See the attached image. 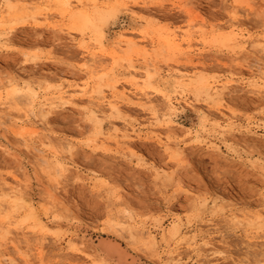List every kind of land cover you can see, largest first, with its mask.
Wrapping results in <instances>:
<instances>
[{
	"label": "rangeland",
	"instance_id": "1",
	"mask_svg": "<svg viewBox=\"0 0 264 264\" xmlns=\"http://www.w3.org/2000/svg\"><path fill=\"white\" fill-rule=\"evenodd\" d=\"M0 221L18 264H264V0H0Z\"/></svg>",
	"mask_w": 264,
	"mask_h": 264
},
{
	"label": "bare ground",
	"instance_id": "2",
	"mask_svg": "<svg viewBox=\"0 0 264 264\" xmlns=\"http://www.w3.org/2000/svg\"><path fill=\"white\" fill-rule=\"evenodd\" d=\"M92 23V22H91ZM93 25V24H92ZM87 27V26H86ZM255 48V47H254ZM97 54V53H96ZM90 57H91V61L92 62H95L97 63L99 60L97 59L98 56H96L95 54L93 53H90ZM136 73V72H135ZM139 73V72H138ZM67 92H62V97H64L63 95H65ZM66 98V96H65ZM146 101V100H145ZM111 108L114 110V111H119V107L117 104H112L111 105ZM113 111V112H114ZM45 110L42 109L40 110V115H39V112L36 113L38 116H44ZM33 114V112L31 113ZM46 116V115H45ZM40 121V120H38ZM20 135H22L23 137V140L25 142H30L32 141L33 144L35 145V148L38 150V152L40 154L44 153L46 150H44V147L48 150V146H50L51 144V140L49 137H41L40 136V131L39 130H25V133H21ZM43 140H46L48 141V143H45V141ZM50 142V144H49ZM41 156V155H40ZM45 157V156H44ZM44 157H42L40 159V161L42 163H45L46 160L44 159ZM121 224V223H120ZM0 227H2V222L0 221ZM118 229V228H117ZM119 230V229H118ZM122 231V230H121ZM28 236V235H27ZM132 236V235H131ZM30 238V237H29ZM90 238V237H89ZM82 239V238H81ZM84 239V238H83ZM82 239V240H83ZM19 241V240H18ZM78 241V240H77ZM17 241L15 240V242L12 243V248L15 249V250H18L19 249V244L16 243ZM25 242V241H24ZM23 242V243H24ZM85 242V240H84ZM84 242L82 241L80 244H84ZM88 242V241H87ZM86 242V243H87ZM19 243V242H18ZM79 243V242H78ZM85 243V244H86ZM26 245V244H25ZM100 245L102 246L103 250H104V253L107 257L105 258H108L109 260L113 261L115 264H133V262H130V254L128 253V251H126L122 245L120 243H118L117 241H114V240H105V241H102L100 243ZM2 245H0L1 247ZM89 246V245H88ZM94 247V246H93ZM23 248V247H22ZM7 249V248H6ZM88 249V247H87ZM82 250H84L82 248ZM93 250V249H91ZM89 252V251H88ZM87 254V253H86ZM104 255V256H105ZM103 258V257H102ZM25 260L27 261V263H30V259L29 257H26ZM0 264H18L17 263V260L15 258H13L10 253H5L3 252L2 250H0Z\"/></svg>",
	"mask_w": 264,
	"mask_h": 264
}]
</instances>
